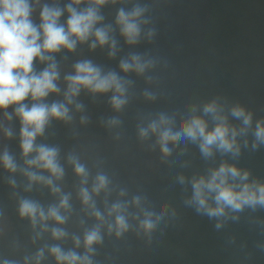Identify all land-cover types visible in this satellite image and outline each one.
Listing matches in <instances>:
<instances>
[{
    "label": "clouds",
    "instance_id": "clouds-1",
    "mask_svg": "<svg viewBox=\"0 0 264 264\" xmlns=\"http://www.w3.org/2000/svg\"><path fill=\"white\" fill-rule=\"evenodd\" d=\"M129 3L131 8H116L111 21L103 11ZM37 10L38 22L34 18ZM147 12L148 6L140 0H0V168L8 173L6 182L13 190L22 188L24 193L41 195L47 190L50 202L16 191L12 195L18 217L29 222L30 244L55 242L40 244L35 251L14 242L12 252L22 255L13 257L0 251V264H44L49 258L54 264H103L97 257L105 236L119 240L132 231L150 237L166 216H175V209L167 203L157 210L147 196L137 194L128 199L127 187H121L104 170L101 159L90 167L75 149L62 156L59 146L44 142L54 121L72 125L80 113L81 125L90 122V116L83 114L82 93L94 100L110 94L111 109L122 113L136 95L130 92L135 81L126 79L127 74L153 82L147 73L157 61L147 53L129 52L120 57L119 72L85 57L75 60L71 71L62 73L56 58L86 45L90 52L107 49L108 59L116 60L122 50L119 38L128 46H136L142 39L152 41L155 29L145 31L150 22ZM140 95L150 102L158 99V93L147 88ZM120 124L118 115L106 121L109 129ZM136 127L142 143L154 137L151 147L158 148L165 161L178 148L181 156L186 155L188 145L196 147L205 160L217 154L235 159L249 146V135L252 150L264 145V118L254 121L253 113L244 106L228 105L220 97L192 103L187 112L177 109L149 114ZM13 139L18 140V158L9 144L2 143ZM66 166L73 176L70 187ZM181 167H188V162ZM250 176V171L225 159L208 168L207 174H178L175 181L185 186V192L190 185L185 205L215 219V228L220 230L228 220H237L236 214L245 208H264V182ZM85 218L93 223L86 224Z\"/></svg>",
    "mask_w": 264,
    "mask_h": 264
},
{
    "label": "flooded vegetation",
    "instance_id": "flooded-vegetation-1",
    "mask_svg": "<svg viewBox=\"0 0 264 264\" xmlns=\"http://www.w3.org/2000/svg\"><path fill=\"white\" fill-rule=\"evenodd\" d=\"M240 1L147 0L145 2L148 6L146 16L150 22L145 26V31L148 28L155 29L152 41L142 39L138 45L128 46L124 44L122 38L118 37L122 50L116 60L108 59L107 53L102 51L98 52L97 57L95 56L96 63L118 72L119 58L129 52L147 53L157 61L156 67L147 73L154 78L151 84H148L143 77L136 76L135 73L127 74L126 79L135 81V86L130 89V92L136 95L122 113H115L111 109L108 103L110 94L99 98L96 104L100 111L99 115L91 114L86 110L90 116L87 126L90 123L94 125L95 136L92 141H88V137L85 136L83 141L74 142L79 144L77 152L81 154L82 159H86L84 154L86 155L88 151L92 154L91 159H88L90 167L95 161L101 159L104 170L112 175L121 187H127L129 196L140 194L144 190H153L148 187L154 186L166 172L173 171L184 174L186 177H191L194 173L207 174L208 168L218 166L221 160L225 159L229 163L250 171V177L255 176V150H252L250 144L247 148H242L240 156L235 159L217 154L214 159L205 160L201 157L199 150L191 146L188 147V152L183 158L178 148L165 161L161 159L159 149L151 147L154 137L142 143L138 139L136 127L141 118L149 114L160 111L172 112L177 109L187 112L188 106L192 103L199 104L200 99L220 97L222 101H227L235 94L238 85L249 70V66L246 65L254 54L248 31L246 34L237 23H233L228 32L215 31L209 36L206 30L211 26L212 20H219L227 27L231 22L241 20L245 11L247 16H251L252 21L255 19V24L259 14L262 16L261 19H264L260 5L264 0H251L250 5L238 8ZM120 6L131 8L132 4ZM113 7L115 6L106 7L103 10L108 17L112 16ZM186 29H193L187 41H192L200 47L195 48L190 56L187 55L183 45L185 38L180 33ZM255 31H257L256 27ZM80 53L84 56L86 54L84 50ZM120 75L125 74L120 73ZM146 88L158 93V99L155 102L147 101L140 95ZM85 100L87 105L94 104L95 101L90 95H86ZM116 115L120 117L121 124L109 129L106 121L109 117ZM100 120L104 121L105 128L101 127ZM86 129L80 130L82 133H88ZM63 135H60V142H63L66 133L64 137ZM184 162H188L186 167L188 173L183 172L184 167H181ZM66 168L68 173L66 180L70 187L73 176L71 168L67 166ZM92 170L95 172L97 169L92 168ZM184 187L180 185L179 198L172 202L175 216H166L168 226L163 231L159 229L157 234H160L159 231L164 232L171 237L172 246L181 248V253L188 251L190 260L188 264H200L201 252L198 251L199 237L196 233L200 236L206 234L208 226L206 215H202L204 219L201 220V217L195 216L193 207L185 205L184 200L191 195V188L188 185V191L185 192ZM76 207L79 208L78 203ZM85 222L88 225L90 222L93 223L87 220ZM191 229L195 233L193 237ZM74 230L79 233V229ZM176 231L177 236L174 235ZM117 241L114 236H105L106 247L101 248L103 250L100 254L109 256L119 264H137L132 262L129 255L125 254L126 252H121L124 251L123 245Z\"/></svg>",
    "mask_w": 264,
    "mask_h": 264
},
{
    "label": "rangeland",
    "instance_id": "rangeland-1",
    "mask_svg": "<svg viewBox=\"0 0 264 264\" xmlns=\"http://www.w3.org/2000/svg\"><path fill=\"white\" fill-rule=\"evenodd\" d=\"M146 1L147 0H140L142 4H145ZM63 2L66 3L67 0H63ZM133 2H135V0H133ZM250 2L251 0H241L240 3H238V8L250 5ZM260 5L262 8L261 13L264 15V2H261ZM118 7L119 5L113 7L114 12L111 17L106 15L109 18V21L114 18L115 10ZM232 9L236 10L235 8ZM245 12L243 13L244 17L241 20L233 21L227 27L222 25L219 20H212L211 26L207 28L206 31L209 36L213 35L215 31L228 32L229 29L232 28L233 23H237L238 27L246 32V34L248 31L249 37L252 40L254 54L253 57H250L249 62L246 65L249 66L246 76L243 77L235 94L227 100V103L228 105L238 103L244 106L247 110L253 113V120L255 121L256 119L264 118V19H261L262 16L259 14L255 24V19L252 21L250 19L251 16H247ZM106 13L108 14V12ZM34 18L38 22V10L34 14ZM252 26L254 28H252ZM255 27L257 31H255ZM192 31L193 29H186L180 32L185 38L183 45L185 46L188 56L193 54L195 48H200L196 43L187 41L188 35H190ZM82 50L85 51V56L80 53ZM87 50V46L84 45L78 46L76 53L62 52L57 54L56 58L60 62L62 73L71 71V64L82 57L91 58L97 62L96 57L101 50L97 49L95 52H88ZM102 52L107 53V49ZM80 55L82 57H80ZM65 56L67 57L66 59L64 58ZM40 66L43 67V65ZM85 96L86 95L82 93L80 97L85 104L83 114L89 116V113L86 112V110H88L91 114L95 113L96 115H99L100 111L98 110V106H96L99 99L95 101L93 100L94 104L87 105L85 102ZM200 100L199 104L211 99L206 97ZM80 115V113L76 114V120L72 125H65L61 122L54 121L53 125L47 130L48 139L44 142L59 146L61 148V154L64 156L71 149L77 151V145L79 144H75V141L79 143L85 139V136L88 137V141H92L95 136L94 125H91V123L89 126H87V124L81 125L79 123ZM233 122L238 123L237 121ZM100 125L105 128V124L102 123V120H100ZM14 126L18 133V121L14 122ZM80 129H86L88 133H82ZM62 134H64L63 137L65 136V139L63 142H60L59 138ZM248 139L250 140L249 144L251 145V135H249ZM2 143L9 144L11 151L17 154L18 158L19 149L17 139L3 141ZM191 146L192 145H188V147ZM89 152L90 151H88L86 155L84 154L86 157L85 160L88 163L90 162L88 159H91L92 156ZM183 170V172L188 173V168H184ZM177 175L178 173L173 171L164 173L154 186L148 187V189L152 188L153 190H144L139 195L147 196L150 201L155 203L157 210H159L160 206L165 203L170 205L171 209L172 202L177 200L180 195V185L175 181ZM260 177H264V145L255 150V176L250 178L259 180ZM7 178L8 173L0 168V212L3 213V216L0 217V251H4L7 254H11L13 257H16L22 255V252H12L14 242H19L21 246L28 245L29 251H35L40 244L55 243L51 240H41L35 245L30 244L29 236L31 230L29 228V222L26 219L21 220L18 217L16 212V198L12 195V192L16 191L20 195L40 199L42 202H50L52 197L48 195L47 190L44 191L43 195L35 191L32 193H24L22 188L13 190L7 184ZM16 178L17 180L21 179L18 174ZM127 198L130 199L131 196H128ZM236 215H238L237 220H228L225 226L220 230L215 228L216 220L210 219L206 216V223L208 225L206 234L200 236L199 233H196V236L199 237L198 251L201 252L199 258L200 264H264V208L258 207L255 211L250 208H245L242 212L237 213ZM195 216L201 217V220L204 219L202 214H199L196 211ZM85 220L92 221L88 218H85ZM69 223L70 225L72 224L71 221ZM167 226L168 224L164 219L150 237L144 236L143 234L137 236L135 232L130 231L117 241L123 245L124 251L121 252H126L125 254L129 255L132 262L137 264H188L190 261L188 251H186V253H181V248L172 246L171 237L162 232ZM159 229L162 231H159L160 234H157ZM185 229L188 230V228ZM177 234V231L174 232L175 236H177ZM194 235L195 233L191 229V236L193 237ZM68 246L69 245H65V247ZM102 247L104 249L106 245L103 244L100 246L99 253L103 250L101 249ZM97 258L100 259L103 264H119L110 259L109 256L102 254H99ZM44 264H54V262L49 258L44 261Z\"/></svg>",
    "mask_w": 264,
    "mask_h": 264
},
{
    "label": "trees",
    "instance_id": "trees-1",
    "mask_svg": "<svg viewBox=\"0 0 264 264\" xmlns=\"http://www.w3.org/2000/svg\"><path fill=\"white\" fill-rule=\"evenodd\" d=\"M37 67L39 68V67H41V66H40V65H37ZM263 178H264V177H260L259 181H264Z\"/></svg>",
    "mask_w": 264,
    "mask_h": 264
}]
</instances>
